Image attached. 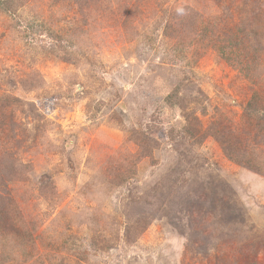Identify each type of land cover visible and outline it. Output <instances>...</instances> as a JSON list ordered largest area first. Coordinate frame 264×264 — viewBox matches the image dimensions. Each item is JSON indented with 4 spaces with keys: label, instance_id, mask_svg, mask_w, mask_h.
<instances>
[{
    "label": "rangeland",
    "instance_id": "rangeland-1",
    "mask_svg": "<svg viewBox=\"0 0 264 264\" xmlns=\"http://www.w3.org/2000/svg\"><path fill=\"white\" fill-rule=\"evenodd\" d=\"M0 264H264V0H4Z\"/></svg>",
    "mask_w": 264,
    "mask_h": 264
},
{
    "label": "trees",
    "instance_id": "trees-1",
    "mask_svg": "<svg viewBox=\"0 0 264 264\" xmlns=\"http://www.w3.org/2000/svg\"><path fill=\"white\" fill-rule=\"evenodd\" d=\"M8 6V3H6L4 0H0V7L6 9Z\"/></svg>",
    "mask_w": 264,
    "mask_h": 264
}]
</instances>
